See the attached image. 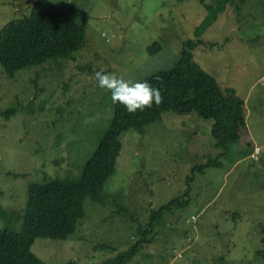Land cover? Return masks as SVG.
I'll return each instance as SVG.
<instances>
[{"label":"rangeland","instance_id":"1","mask_svg":"<svg viewBox=\"0 0 264 264\" xmlns=\"http://www.w3.org/2000/svg\"><path fill=\"white\" fill-rule=\"evenodd\" d=\"M36 1L0 0V32ZM48 1L80 12L73 19L86 44L74 59L13 78L0 63V111L16 109L0 116V229L21 230L30 185L74 179L93 154L113 116L96 71L144 80L172 69L200 36L197 62L245 101L259 153L217 146L211 119L168 111L143 133L122 134L105 204L84 200L86 216L68 239L39 238L32 251L46 264H98L134 246L151 212L191 188L190 204L155 225V240L128 264H264V0H206L212 21L199 0ZM155 42L163 50L151 56ZM208 160L216 163L194 171Z\"/></svg>","mask_w":264,"mask_h":264},{"label":"trees","instance_id":"2","mask_svg":"<svg viewBox=\"0 0 264 264\" xmlns=\"http://www.w3.org/2000/svg\"><path fill=\"white\" fill-rule=\"evenodd\" d=\"M199 1L211 12V21L215 19L212 6L206 0ZM79 14L75 9L64 10L48 0H37L28 16L8 22L0 32V63L7 75L13 78L18 72L35 66L59 59H74V54L86 44V28L73 19ZM202 45L206 43L200 36L197 40L186 41L172 69L160 70L144 79L161 90L163 102L159 106L154 104L151 108L129 114L122 104H113L110 124L78 176L29 186L21 230L0 229V264H46L32 251L35 241L39 238L68 239L86 216L84 200L105 204V186L117 169L122 134L128 130L143 133L148 124L162 119L168 111L196 113L204 119H211V134L217 146L239 143L242 147L255 148L247 123L245 101L233 90L222 89L216 78L197 62L194 51ZM161 50L163 45L160 42L147 48L151 56ZM15 112L13 108L0 111V116L10 118ZM214 163L216 161L208 160L204 166H195L194 171L204 172ZM190 194L191 188L183 196L151 212L148 227L139 230L140 239L134 246L98 264L131 262L142 245L155 240V225L175 209H183L190 204ZM4 214L0 211V216ZM97 247L95 245V249Z\"/></svg>","mask_w":264,"mask_h":264},{"label":"clouds","instance_id":"3","mask_svg":"<svg viewBox=\"0 0 264 264\" xmlns=\"http://www.w3.org/2000/svg\"><path fill=\"white\" fill-rule=\"evenodd\" d=\"M94 78L98 87L110 93L112 103L122 104L129 114L151 108L154 104L159 106L163 102L161 90L147 80H126L116 73L103 71H96Z\"/></svg>","mask_w":264,"mask_h":264},{"label":"built area","instance_id":"4","mask_svg":"<svg viewBox=\"0 0 264 264\" xmlns=\"http://www.w3.org/2000/svg\"><path fill=\"white\" fill-rule=\"evenodd\" d=\"M259 151H260V147L259 146H256V148L254 150V154H252V156L253 155H257L259 153Z\"/></svg>","mask_w":264,"mask_h":264}]
</instances>
